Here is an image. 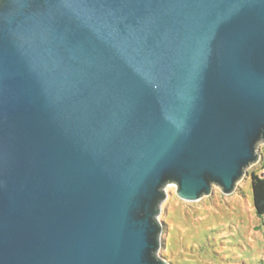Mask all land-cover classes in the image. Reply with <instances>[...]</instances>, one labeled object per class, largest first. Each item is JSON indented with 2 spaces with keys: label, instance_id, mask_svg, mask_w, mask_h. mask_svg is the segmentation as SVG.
Returning a JSON list of instances; mask_svg holds the SVG:
<instances>
[{
  "label": "water",
  "instance_id": "95a60500",
  "mask_svg": "<svg viewBox=\"0 0 264 264\" xmlns=\"http://www.w3.org/2000/svg\"><path fill=\"white\" fill-rule=\"evenodd\" d=\"M262 144L264 0H0V264H171Z\"/></svg>",
  "mask_w": 264,
  "mask_h": 264
},
{
  "label": "rangeland",
  "instance_id": "374dc122",
  "mask_svg": "<svg viewBox=\"0 0 264 264\" xmlns=\"http://www.w3.org/2000/svg\"><path fill=\"white\" fill-rule=\"evenodd\" d=\"M261 161L248 169L232 194L214 187L210 196L186 202L168 186L160 216L163 222L160 255L171 264H264V226L253 202L250 173L261 170ZM264 174V171H263Z\"/></svg>",
  "mask_w": 264,
  "mask_h": 264
},
{
  "label": "trees",
  "instance_id": "16d2710c",
  "mask_svg": "<svg viewBox=\"0 0 264 264\" xmlns=\"http://www.w3.org/2000/svg\"><path fill=\"white\" fill-rule=\"evenodd\" d=\"M261 170H254L250 173L254 208L258 218L264 226V161L261 162Z\"/></svg>",
  "mask_w": 264,
  "mask_h": 264
}]
</instances>
